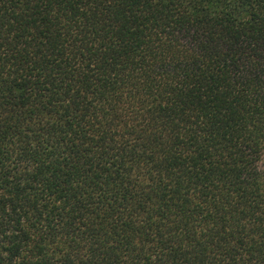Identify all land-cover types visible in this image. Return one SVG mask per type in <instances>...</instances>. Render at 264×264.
<instances>
[{
    "label": "trees",
    "instance_id": "16d2710c",
    "mask_svg": "<svg viewBox=\"0 0 264 264\" xmlns=\"http://www.w3.org/2000/svg\"><path fill=\"white\" fill-rule=\"evenodd\" d=\"M0 264H264V0H0Z\"/></svg>",
    "mask_w": 264,
    "mask_h": 264
}]
</instances>
